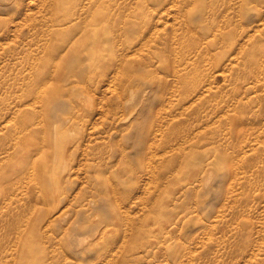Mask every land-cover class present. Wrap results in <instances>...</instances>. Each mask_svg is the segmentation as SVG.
<instances>
[{
	"label": "rangeland",
	"instance_id": "obj_1",
	"mask_svg": "<svg viewBox=\"0 0 264 264\" xmlns=\"http://www.w3.org/2000/svg\"><path fill=\"white\" fill-rule=\"evenodd\" d=\"M0 264H264V0H0Z\"/></svg>",
	"mask_w": 264,
	"mask_h": 264
},
{
	"label": "bare ground",
	"instance_id": "obj_2",
	"mask_svg": "<svg viewBox=\"0 0 264 264\" xmlns=\"http://www.w3.org/2000/svg\"><path fill=\"white\" fill-rule=\"evenodd\" d=\"M58 218V217H57ZM59 220V219H58Z\"/></svg>",
	"mask_w": 264,
	"mask_h": 264
}]
</instances>
